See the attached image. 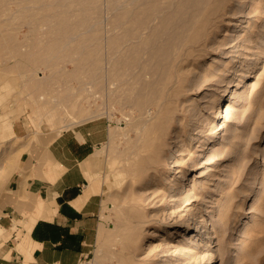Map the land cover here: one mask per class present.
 Instances as JSON below:
<instances>
[{
    "label": "rangeland",
    "instance_id": "obj_1",
    "mask_svg": "<svg viewBox=\"0 0 264 264\" xmlns=\"http://www.w3.org/2000/svg\"><path fill=\"white\" fill-rule=\"evenodd\" d=\"M95 121L82 264H264V0H0V198L30 143Z\"/></svg>",
    "mask_w": 264,
    "mask_h": 264
},
{
    "label": "crops",
    "instance_id": "obj_2",
    "mask_svg": "<svg viewBox=\"0 0 264 264\" xmlns=\"http://www.w3.org/2000/svg\"><path fill=\"white\" fill-rule=\"evenodd\" d=\"M29 128L22 118L12 123L16 138ZM107 140L95 121L30 143L28 168L0 198V264H82L92 254L102 200L88 178Z\"/></svg>",
    "mask_w": 264,
    "mask_h": 264
},
{
    "label": "bare ground",
    "instance_id": "obj_3",
    "mask_svg": "<svg viewBox=\"0 0 264 264\" xmlns=\"http://www.w3.org/2000/svg\"><path fill=\"white\" fill-rule=\"evenodd\" d=\"M204 32V31H203ZM145 67V66H144ZM144 67H143V69H144ZM138 73V72H137ZM140 76V75H139ZM139 76H138V78H139ZM137 77V76H136ZM113 85V84H112ZM137 86V85H136ZM234 87H235V85L234 84H232V83H230L229 85H228V88L226 89V91L223 93V95L222 96H219V98L217 99V101H216V105L217 106H221L224 102H225V100L227 99V98H231L232 97V95L234 94ZM220 113V112H219ZM131 115V114H130ZM222 115L221 114H217V117L218 118H220ZM131 118V117H130ZM146 128V127H145ZM214 138H217V136L215 135V137ZM215 142V140L213 141H211L208 145H205L203 148H202V153H207V152H209V151H211V149H212V144ZM127 177V176H126ZM189 179L187 178V177H185L184 178V181H186L185 183V187H184V189H187V181H188ZM134 182H136V179L134 178ZM93 191V190H92ZM93 192H95V191H93ZM180 200V199H179ZM35 223V220H33V222H32V224L31 225H29V229H31V227L33 226V224ZM182 227H183V229H193V222H192V220L190 219V218H188L187 217V220L184 222V224H182ZM195 231H197V228H194L193 230H192V232H195ZM213 232V230L210 228V227H208L207 229H206V232L202 235V238H204V237H207L206 239L208 240L209 238H210V235H211V233ZM207 240H205V242H204V246H206V248H211V246L212 245H210V243L207 241ZM211 240V239H210ZM187 243V242H186ZM203 258H207L208 257V260H206V261H204V263L203 264H214L215 263V261H216V255H215V252H210L209 254H208V252H205L204 254H203V256H202Z\"/></svg>",
    "mask_w": 264,
    "mask_h": 264
}]
</instances>
